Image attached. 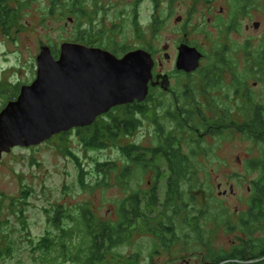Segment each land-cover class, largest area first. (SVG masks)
Instances as JSON below:
<instances>
[{"label":"rangeland","instance_id":"374dc122","mask_svg":"<svg viewBox=\"0 0 264 264\" xmlns=\"http://www.w3.org/2000/svg\"><path fill=\"white\" fill-rule=\"evenodd\" d=\"M23 1V15L12 33L9 36L0 33V112L10 102V88L30 86L36 80L41 47L60 51L64 43H77L81 27L79 20L72 16L60 11L52 14L50 0ZM86 9L94 20L84 22L85 30L110 31L109 36L99 41L108 43L111 39L129 49H150L161 60L165 45L174 47L183 37L180 31L184 25L177 22V18L183 17L190 40L203 46L207 63L215 57V66L222 71L220 85L209 88L216 102L230 107L239 122H244L235 89L236 83L242 81L248 84L258 103L264 102V79L261 80L264 76L261 64L264 61V0H172V3L171 0H88ZM256 23L260 24L259 29L255 28ZM252 59L260 64L251 66ZM173 69L167 64L165 71ZM197 78L177 76L174 90L181 96L189 86L197 92L195 96L201 97L204 88L197 85ZM163 102L158 111L164 118L165 110L173 104L170 98H164ZM156 116L142 115L141 126L135 132L128 138L121 137L117 144L110 143L106 149L85 146L84 133L78 128L39 146L19 147L4 155L0 161V264H44L41 259L45 252L40 244L47 236L59 238L60 231L50 220L59 207L65 208V217H77L78 207L87 205L101 219L117 220L120 201L134 192L152 189L157 179L155 170L144 171L128 163L122 147L140 146L138 157L147 163L153 160L160 168L163 172L158 188L160 202H167L168 162L152 151L160 143ZM165 120L164 125L171 129L172 123ZM200 128V133L206 135L208 131ZM92 133L89 131V136ZM183 136V152L191 157V166L196 172L192 184L184 187L185 208L182 216L177 217L187 223H177L176 239L169 246H163L151 232L135 234L117 251L120 258L109 259L104 264H213L215 208L228 214L230 209L240 206L235 198L215 201L218 186L222 184L228 190L233 186L239 194H246L247 187L261 179L260 169L248 163L249 158L259 153L253 151L254 142L238 132L201 139L196 132L187 131ZM198 145L200 154L193 156ZM110 162L117 163L121 169L133 166L134 176L127 185L117 183L114 175L108 185H97L100 179L95 172L97 164ZM82 170L86 188L79 179ZM191 197L195 202H190ZM163 211L160 207L153 213L155 224L163 222ZM63 224L65 228L73 226L65 218ZM223 236L221 245L226 249L228 235Z\"/></svg>","mask_w":264,"mask_h":264},{"label":"trees","instance_id":"16d2710c","mask_svg":"<svg viewBox=\"0 0 264 264\" xmlns=\"http://www.w3.org/2000/svg\"><path fill=\"white\" fill-rule=\"evenodd\" d=\"M50 1V12L52 14L60 11L79 20L81 27L76 37L77 43L89 47L105 45L102 40H99L109 36L110 31L104 30L94 33V28L91 30L84 29L85 21L94 20L92 14L86 9V2L88 0ZM24 7L25 2L23 0H0V33L6 36L12 33L14 25L19 23L23 15ZM94 15H96L95 12ZM113 43L116 44L115 41ZM115 46L120 47L118 49L121 53L127 54L130 52V49L127 47H122L118 44ZM52 50L54 56L58 58L60 51L57 48H52ZM221 73L218 72V74ZM215 82L216 87L221 81L215 80ZM6 88L5 86L2 89L5 90ZM9 91H11V96L8 100L12 101L18 98L21 88L15 86L10 88ZM2 93L5 94L6 92L3 91ZM138 114L148 115L147 109H139L137 105L117 107L99 118L91 129L87 127L79 129L84 133L83 141L85 146L93 149H106L110 143H119V140L122 139L121 137L128 138L141 126ZM179 129L172 128L168 130V127H161L162 142L160 140L159 145L152 150L155 154H162L169 161L171 174L167 180V202L164 204L160 202L158 189L160 179L162 178V173L158 170L160 168L153 160H149L147 163V161L145 162V160L143 161L142 158L138 157L142 149L140 146L134 144L122 147L121 150L125 158L128 159V163L142 168L144 171L154 169L157 172L156 184L147 192H134L120 201L117 209V220H103L92 207L87 205L78 207L77 217L72 215H66L65 217V208L59 207L50 220L51 224L60 231V236H58L57 240L49 236L42 240L40 248L45 252L41 259L43 263L104 264L109 259L120 258L117 251L133 235L138 233H153L155 225L153 221L156 219L153 213L158 208H164L161 214L163 220H172L179 217L184 197V187H186L187 183L192 184L196 175L191 166V157L184 154L182 149L181 142L185 138H178L177 136L178 134L184 135L187 131L193 133V131L184 130L182 124H179ZM89 131L93 132L91 136H89ZM222 133V131L218 132V134ZM200 148L201 146L198 145V149L193 151V156L200 154ZM201 152L203 153V151ZM134 155L137 156L134 157ZM74 159L81 165L77 157L74 156ZM132 167L131 165H126L121 169L114 162L98 163L95 169L96 174L100 177L97 185H108L113 175L116 177L117 183L123 186L127 185L128 181L132 180V176H134ZM83 177L84 171L82 170L79 179L81 185L86 188L87 185ZM254 185H264V178H261ZM190 202H195V199L191 197ZM64 218L72 221L73 226L71 228L64 227Z\"/></svg>","mask_w":264,"mask_h":264},{"label":"flooded vegetation","instance_id":"af4514ba","mask_svg":"<svg viewBox=\"0 0 264 264\" xmlns=\"http://www.w3.org/2000/svg\"><path fill=\"white\" fill-rule=\"evenodd\" d=\"M210 3H212V1ZM170 9H172V5ZM183 19V17L177 18L178 24L184 25L180 31L183 37L174 47L170 44L165 45L163 60L155 57V52H153V50L146 48L142 49L151 54L153 57L152 59L155 61V67L152 71L153 79L150 82V90L147 99L142 103L135 102L129 105H137L139 109L145 108L149 115H158L156 116L155 124H157L158 127L157 137H160L159 140H161V142L163 137L160 134L161 127H167L163 123L165 119L172 123L173 129H179V124H182L184 130L196 132L197 135H200L201 139H204L206 136L215 137L216 135H220L218 134L219 131L238 132L246 136L255 144L253 146V151L259 153L257 156L249 158L248 163L252 164L255 169L259 168L261 178H264V102L258 103L252 96L248 84L243 81L242 83H236L235 89L237 91L236 96H238L237 100L241 105L240 114L244 122H239L238 115L234 114L230 107H224L216 102L215 96L211 95L209 88L215 89L218 87L220 84L215 87V80L222 82L223 75L219 68L216 67L217 65L215 66V57L210 60L211 62L207 63L208 55L203 46L194 44L190 40L189 37L191 34L188 27L183 23ZM248 29L249 27H247V30ZM111 43H113V40L108 43L104 42L105 45L103 46L91 48L103 49L119 58L123 57L125 54L122 53L124 54L122 55L121 52H119L120 50L118 48L120 47H114ZM183 46L196 48L202 54L200 67L194 72L188 73L178 68V57L181 55ZM134 50L136 49H130V52ZM167 64L172 65L174 69L168 72L165 71ZM249 64H251V66L252 64L258 66L260 61L252 59L249 61ZM261 64L264 65V61ZM232 69L233 67L231 68V74L234 73ZM218 72L221 74H218ZM262 72H264V69ZM180 75L185 77L198 76L196 79L197 85L204 88V90H201V97L195 96L197 92L189 86L186 92L181 94V96L178 95V92L174 90V82L176 77ZM263 79L264 76H262L261 80ZM257 85L258 83L255 82V86ZM165 86L168 87L165 89ZM164 98H170L173 107L167 111L165 110L166 116L163 118L158 110L161 105L165 104L163 102ZM125 106L128 105L118 107ZM237 108H239V106ZM141 116V114H138L140 120ZM93 125L87 128L91 129ZM200 126L208 131L206 135L200 133ZM177 136L178 138H184L182 134H178ZM196 142L198 143V141ZM155 155L163 156L162 154ZM165 159L167 160V158ZM238 160H240V158H238ZM167 162L170 175L169 161L167 160ZM158 170L163 173L160 169ZM151 184L152 183H150V185ZM246 191V194H239L233 186H231L229 190L224 188L222 184L218 186V193L215 195V201L235 198L240 202V206L245 205L246 207L242 209L240 206H236L230 209L231 211H229L228 214H226L223 209L219 211L215 208V260L213 264H264V185L249 186ZM184 208L183 204H181L179 217L182 216ZM179 219L180 218L163 220V222H159L157 225L155 224L153 233H151L152 237L161 242L163 246L170 245L173 239H176V233L178 232L177 223H187V220ZM223 234H226V236L228 235V247L226 249L221 245L224 238V236L222 237ZM134 264L137 263L134 262Z\"/></svg>","mask_w":264,"mask_h":264},{"label":"water","instance_id":"95a60500","mask_svg":"<svg viewBox=\"0 0 264 264\" xmlns=\"http://www.w3.org/2000/svg\"><path fill=\"white\" fill-rule=\"evenodd\" d=\"M59 50L56 58L51 47H41L36 80L23 86L18 98L1 111L0 161L16 148L39 146L63 133L90 127L118 106L147 99L155 67L148 52L134 50L119 58L71 42ZM178 58L179 70L191 73L200 67L202 54L183 46Z\"/></svg>","mask_w":264,"mask_h":264}]
</instances>
